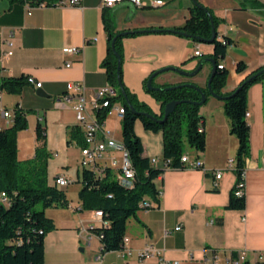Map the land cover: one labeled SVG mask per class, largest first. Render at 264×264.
Instances as JSON below:
<instances>
[{
    "label": "crops",
    "instance_id": "crops-1",
    "mask_svg": "<svg viewBox=\"0 0 264 264\" xmlns=\"http://www.w3.org/2000/svg\"><path fill=\"white\" fill-rule=\"evenodd\" d=\"M150 3L157 0H145ZM163 6L136 9L121 3L112 9L102 7V0H80L78 5L40 6L32 0H0V83L7 78L33 77L41 88L27 84L18 95L1 91L0 109L14 111L17 104L26 112L27 131L32 133V159L42 147L37 139L38 123L46 129V149L51 154L48 163L49 183L64 176L78 181L79 169L74 175L68 160L70 149L79 150L84 143V130L76 120L72 104L62 100L69 82H84L91 101L98 89L108 84L103 61L108 51L106 18L113 21L116 32L136 29H173L182 26L190 16L193 0H161ZM211 8L219 20L218 35L228 37L226 58L222 64L229 74L222 92L231 94L252 71L264 66V0L263 8H255L250 0H197ZM33 6L28 15L26 3ZM97 38V40H95ZM7 41L14 44V54L2 64L1 57ZM122 80L140 102L159 113L161 103L146 91L145 80L156 70L178 67L195 70L200 61L211 58L212 45L199 43L172 32H147L122 40ZM205 46H202L204 45ZM77 47L79 52L66 53ZM201 56H195L196 49ZM244 62L247 70L236 71ZM70 64V67H67ZM212 64L204 62L195 77H186L175 71L158 75L155 86L193 83L207 86ZM42 89L48 97H41ZM123 105L122 103H120ZM250 116V153L245 160L246 206L243 210L228 209L232 188L238 180L235 170L227 166L236 159L238 139L230 131V120L224 101L212 96L200 109L206 134V150L198 158L201 169H167L156 180L162 190L154 207L140 210L138 219L128 222L124 249L133 251L122 256V251H109L97 256L102 243L92 231L99 227L100 218L95 210H82L77 205L67 208L50 207L46 215L56 226L45 238V264H162L158 257L141 261L138 252L154 245L171 264H225L227 258H236L245 252L246 261L264 264V80L253 84L247 93ZM105 126L112 137L122 141V118L116 112L105 117ZM11 126L0 117L1 129ZM79 128L80 133H76ZM135 132L142 141L144 156L159 157L157 166L163 167L164 141L161 132L146 130L140 119ZM25 132L18 134V142ZM191 153L190 156L195 158ZM119 156L117 152L111 153ZM80 160V152L78 154ZM56 157V158H52ZM109 165V164H108ZM222 171L216 180L214 172ZM215 182L217 186H215ZM245 218V219H244ZM213 221V222H211ZM182 229L177 231V226ZM235 254V255H234Z\"/></svg>",
    "mask_w": 264,
    "mask_h": 264
},
{
    "label": "trees",
    "instance_id": "trees-1",
    "mask_svg": "<svg viewBox=\"0 0 264 264\" xmlns=\"http://www.w3.org/2000/svg\"><path fill=\"white\" fill-rule=\"evenodd\" d=\"M32 1L39 4L44 0ZM47 1L51 4V0ZM250 1L255 8H263L259 1ZM105 20L108 31V51L103 66L106 69L108 81L118 90V96L114 98L113 102L122 103L124 106L121 120V142L128 151L136 175L132 187L121 183L117 179V173L111 168H107L103 175L83 168L81 174L78 175V181L83 185L79 192L81 209L101 211L103 219L109 223L107 226L103 224L92 229L102 243V253L125 248L124 238L128 222L131 219L139 220L138 212L143 210L141 206L143 202H150L154 207L152 201L161 196V189L157 186L156 180L165 170L170 168L187 169V165L182 162L183 155L189 154L185 152L186 142L189 148L197 153L195 158H198L206 150L204 118L200 114L201 105L189 102L181 103L166 121H159L163 120L165 105L170 101L199 102L202 97L197 89L184 86L165 90V87H169L168 84H165L162 85V90L152 91L147 88L148 77L145 80L146 91L161 103V111L156 113L148 104L140 102L122 80L127 99L135 111L130 109L129 103L119 87L117 57L111 47L113 38L120 32L115 31L110 18ZM212 23H214L217 32L218 18L208 7L197 1L190 8V16L185 23L173 29L179 32L176 34L180 36L187 34L188 36L184 37L203 43L212 37ZM135 35L137 34L126 37ZM124 38L120 37L116 42V50L121 58L123 57L121 43ZM223 40L220 39L217 32V37L211 44L213 49L210 57L215 60L217 65L211 85L216 94L227 96L226 99H223L224 109L230 120V131L238 139L235 171L240 179L241 172L245 169V160L250 153V125L246 118L247 93L253 84L264 80V73L257 75L264 69V66L247 75L231 94L224 95L222 89L226 84L229 71L225 66L220 68V65L226 58L227 48L232 45V40L228 37H224ZM246 70L247 65L244 62L237 64L236 71L238 73H243ZM120 75L122 78V69ZM27 84V76L7 78L0 83V91L18 95ZM200 89L207 94L208 99L210 95L208 90L203 87ZM143 113L152 114L157 120L149 118ZM106 115V111L97 112L99 121H103ZM138 119L142 121L146 130L161 132L163 135L162 168L152 164L151 158L144 156L142 141L135 132V122ZM184 119L186 120L185 130ZM27 128L26 112L23 111L20 104H17L14 108L11 126L3 130L0 129V264H45V238L50 231L56 228L53 220L46 215V209L50 207L67 208L70 205L66 191L54 183H49L48 163L51 154L46 149V129L42 123H38L36 128L37 139L42 143V147L36 151L35 157L30 161L22 162L18 159V134ZM74 130L76 133H80L79 128ZM245 206V196L243 193H235L234 185L227 208L243 210ZM244 264L254 263L245 261Z\"/></svg>",
    "mask_w": 264,
    "mask_h": 264
},
{
    "label": "built area",
    "instance_id": "built-area-1",
    "mask_svg": "<svg viewBox=\"0 0 264 264\" xmlns=\"http://www.w3.org/2000/svg\"><path fill=\"white\" fill-rule=\"evenodd\" d=\"M51 4L63 6V5H78L80 0H51ZM121 3H128L136 9L147 8L148 6H163L165 3L161 0L151 1L150 3L145 0H102V7L106 9H112L115 6ZM48 1L44 0L38 5L44 6L48 5ZM33 6L31 3H26V10L28 15H31ZM97 40V38H95ZM224 41V40H223ZM225 42V41H224ZM14 44L12 41H7L4 45L2 52L1 61L2 64L5 60L10 58L14 54ZM66 53H77L79 49L77 47L67 48ZM195 56H201L202 52L198 48L194 52ZM67 67H70V64H67ZM220 68H224V65L221 64ZM1 75V73H0ZM29 84L35 85L37 88L42 87V83L35 82L33 77H27ZM0 91V98H1ZM118 96V90L110 82L105 87H102L97 90L94 98L90 101L87 95V87L84 82H69L66 85V95L62 97L67 103L72 104L73 110L76 114V120L78 124L84 130V144L80 147V167L81 169L87 168L94 171L98 175H103V172L107 169V164H112V162H120L125 166V176H118V180H124L125 186L132 187L133 181L135 179L136 172L133 168L132 162L129 158L128 151L124 148L122 142L116 141L111 134V131L106 128L105 120L99 121L97 117V112L106 111L107 115L116 112L117 115L123 118L121 115V108H124L118 102H113L114 98ZM250 116V113L246 112V118ZM0 117L8 119L13 123L14 111L1 108ZM1 129V127H0ZM117 152L119 156H113L111 153ZM160 161L159 157H154V165H157ZM182 162L187 165V169H201L203 167V162L198 158H192L190 154H184L182 157ZM263 164H264V153H263ZM227 166L229 169L236 170L237 161L234 158L228 160ZM216 180H220L223 176V172L216 171L214 172ZM246 170L243 169L241 172V178L235 183V193H243L245 196L246 190ZM71 183V180L64 176H57L54 178V184L59 188L67 187ZM215 186L217 183L215 182ZM162 190L160 191V195ZM143 210H150L153 208V205L150 202H143L141 204ZM96 217L100 218V223L107 226L108 221L103 219V213L101 211L96 212ZM245 219V218H244ZM213 222V221H211ZM182 229V226H177L176 230L179 231ZM122 256H131L133 251L130 249H123ZM101 254L97 256V261H101ZM152 257H158L162 264H171L168 260L162 255V251L155 248L154 245H147L141 251L138 252V258L141 261L150 259ZM260 260L264 261V254L260 255ZM246 261L245 252H239L236 258H227L225 264H244ZM214 264H220V261H215Z\"/></svg>",
    "mask_w": 264,
    "mask_h": 264
},
{
    "label": "water",
    "instance_id": "water-1",
    "mask_svg": "<svg viewBox=\"0 0 264 264\" xmlns=\"http://www.w3.org/2000/svg\"><path fill=\"white\" fill-rule=\"evenodd\" d=\"M193 2H194V4H196L197 0H193ZM212 25H213L212 37L209 40H207V41H205L203 43L212 44L215 41V39L217 37V32H216L214 23H212ZM147 32H172V33H179V32H177L174 29H163V28H159V29H145V30L136 29V30H128V31L120 32L113 38L112 43H111V47H112V50H113L115 56L117 57L118 83H119L120 90H121L123 96L126 98L127 101H128L127 94H126V92L124 90L122 78H121V75H120V72H121V69H122V58H121V55L116 50V42H117V39L120 38V37H126L128 35H133V34H144V33H147ZM184 36H188V35L184 34ZM206 61L210 62L212 64V72H211L210 78L208 79V82H207V90H208L209 94L211 96H214V97L219 98L221 100L226 99L227 96L226 97L225 96L224 97L220 96V95L216 94L213 91V89H212V85H211L212 79H213V77H214V75H215V73L217 71V65H216L215 60L213 58H208V59H205L204 62H206ZM204 62H201L199 64V66L195 70H193L191 72L185 71V70H183L181 68H178V67H172V66L156 70L149 76V79H148V82H147V88L149 90H152V91L162 90L161 87H157V86L154 85V79L158 75H160V74H162L164 72H168V71H175L178 74H181V75L186 76V77H195L202 70ZM262 73H264V69L262 71H260L257 75L262 74ZM254 77H256V76H254ZM184 86L197 89L201 93L202 99L199 102H194V101H190V100H182V101L173 100V101L168 102L165 105V108H164V118H163V120H159L160 122L166 121L167 118L169 117V115L171 113H173L175 111V109L177 108V106L180 105L181 103L189 102V103H195V104L203 105L207 101V94L204 91H202L199 86H197L196 84H193V83L178 84V85H175V86L165 87L164 89L165 90H171V89H176V88H182ZM37 94L39 96H41V97H48V95L42 89H39L37 91ZM128 103H129V101H128ZM129 107H130V109L132 111H135L134 107L130 103H129ZM143 114L148 116L149 118L157 120V118L155 116H153L152 114H149V113H143Z\"/></svg>",
    "mask_w": 264,
    "mask_h": 264
},
{
    "label": "rangeland",
    "instance_id": "rangeland-1",
    "mask_svg": "<svg viewBox=\"0 0 264 264\" xmlns=\"http://www.w3.org/2000/svg\"><path fill=\"white\" fill-rule=\"evenodd\" d=\"M203 6H205V5H203ZM205 7H207V6H205ZM209 9L212 11L213 15L216 16V14H215L216 12L214 10H212L211 8H209ZM217 31H218V27H217ZM202 46H205V44L202 45ZM203 88L207 89V86H204ZM211 97L212 96L209 95L208 98H211ZM203 105H205V103ZM203 105H201V107ZM201 107H200V109H201ZM183 127H184V130H185V128H186V120L185 119L183 121ZM23 131L25 132V134L22 135L20 141L18 142V159L20 161H22V162H27V161H30L32 159V154L31 153H33V151H34L33 150V143L30 142V138H32V133L30 131H27L26 129L23 130ZM79 152H80V150H79L78 146L76 145L74 148L70 149V151L68 153V160L70 161V167H71V170L73 171L74 175L76 173L77 168L79 169V173L82 170L81 167H80V162H78V159H79L78 154H79ZM185 152H188V153H191L192 155H194L193 150H191L189 148L187 142H186V146H185ZM52 158L54 159L56 157H52ZM68 179L71 180V183L67 187H65L66 190H67L68 197L70 198L71 203L73 205H77L78 192H79V190L82 189L83 185H82L81 182H74L73 181L74 178L73 179L68 178ZM130 221H132V219Z\"/></svg>",
    "mask_w": 264,
    "mask_h": 264
},
{
    "label": "bare ground",
    "instance_id": "bare-ground-1",
    "mask_svg": "<svg viewBox=\"0 0 264 264\" xmlns=\"http://www.w3.org/2000/svg\"><path fill=\"white\" fill-rule=\"evenodd\" d=\"M124 114V108H121V115ZM151 163L154 164V157L151 158ZM107 168H111L114 170L118 176H125V166L124 164H121L120 162H112V164H107ZM121 183L125 184L124 180H120ZM5 195V194H3ZM128 241V238H124V244Z\"/></svg>",
    "mask_w": 264,
    "mask_h": 264
}]
</instances>
